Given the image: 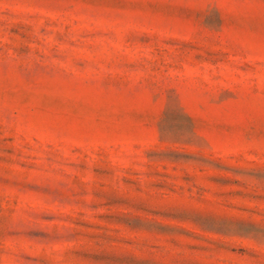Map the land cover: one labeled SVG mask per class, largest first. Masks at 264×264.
Returning a JSON list of instances; mask_svg holds the SVG:
<instances>
[{
	"label": "rangeland",
	"instance_id": "obj_1",
	"mask_svg": "<svg viewBox=\"0 0 264 264\" xmlns=\"http://www.w3.org/2000/svg\"><path fill=\"white\" fill-rule=\"evenodd\" d=\"M0 264H264V0H0Z\"/></svg>",
	"mask_w": 264,
	"mask_h": 264
}]
</instances>
